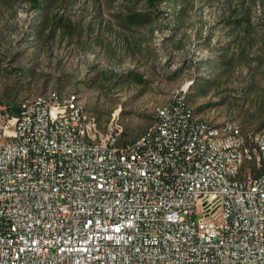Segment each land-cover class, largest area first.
<instances>
[{
    "label": "built area",
    "instance_id": "2783aa9c",
    "mask_svg": "<svg viewBox=\"0 0 264 264\" xmlns=\"http://www.w3.org/2000/svg\"><path fill=\"white\" fill-rule=\"evenodd\" d=\"M75 108L0 104V264H264L261 131L208 140L217 126H192L180 107L163 136L125 139L110 124L83 139L94 124ZM181 134L208 163L178 157ZM141 136L154 147L129 156Z\"/></svg>",
    "mask_w": 264,
    "mask_h": 264
},
{
    "label": "rangeland",
    "instance_id": "374dc122",
    "mask_svg": "<svg viewBox=\"0 0 264 264\" xmlns=\"http://www.w3.org/2000/svg\"><path fill=\"white\" fill-rule=\"evenodd\" d=\"M37 1L0 0V104L76 93L133 139L183 95L216 124L264 130V0Z\"/></svg>",
    "mask_w": 264,
    "mask_h": 264
},
{
    "label": "bare ground",
    "instance_id": "6f19581e",
    "mask_svg": "<svg viewBox=\"0 0 264 264\" xmlns=\"http://www.w3.org/2000/svg\"><path fill=\"white\" fill-rule=\"evenodd\" d=\"M53 101L73 102L75 108V120L80 126L93 125L90 129L82 130L83 139H93V134H98V130L110 129L112 127L117 129H124L123 125L117 122L115 119L111 120L105 128H102L98 118L89 114L86 106L82 103L81 98L76 93H70L65 96H61L58 91L53 90L47 93L37 94L29 96L20 101L21 106L39 105L41 103H51ZM180 107L185 109L187 114V121L192 126L204 127L205 124H211L217 126V131L208 132V140H222L231 139L237 136V133L243 132L241 127L234 122H228L225 124H216L215 122L199 116L192 109L186 105L185 97L175 96L173 100L160 104L155 109L156 122L153 126V133L155 136H163L166 126L168 124V117L164 116L167 111L169 115H176L180 112ZM57 115H66V107L57 108ZM125 133V132H124ZM261 135H264V130L261 131ZM188 134H181L176 138V152L178 157H183L185 161H195L198 158V163H208L209 155H201L200 149L187 150ZM154 147V137L141 136L137 141V146L129 149V156H139L143 153V148ZM255 155V147H248L247 149H239V156L244 159L245 162H252ZM214 157H229V150H214Z\"/></svg>",
    "mask_w": 264,
    "mask_h": 264
},
{
    "label": "trees",
    "instance_id": "16d2710c",
    "mask_svg": "<svg viewBox=\"0 0 264 264\" xmlns=\"http://www.w3.org/2000/svg\"><path fill=\"white\" fill-rule=\"evenodd\" d=\"M168 0H150L149 2V5L150 7H153L154 5H156V3H164V2H167ZM35 2V6L34 8L38 9L41 7V4L40 2H38L37 0H34ZM174 16H176L177 18H179L181 16V12L177 11L176 13L173 14ZM234 60V57H230V59L228 60V63H232V61ZM205 84V87H211L214 83H215V79H212V78H205V81L203 82H198L197 84ZM10 108H12V111L14 114H18L19 112V103H17L16 105H9ZM262 127H264V122L262 124ZM242 129V128H241ZM243 131V129H242ZM244 132V131H243ZM247 136H249V134H246Z\"/></svg>",
    "mask_w": 264,
    "mask_h": 264
}]
</instances>
